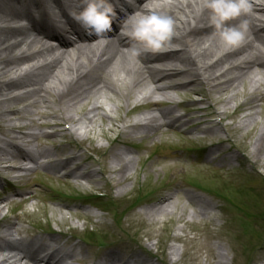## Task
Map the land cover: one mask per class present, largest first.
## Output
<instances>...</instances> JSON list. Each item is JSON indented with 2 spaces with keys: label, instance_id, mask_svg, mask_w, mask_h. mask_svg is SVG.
Returning <instances> with one entry per match:
<instances>
[{
  "label": "rangeland",
  "instance_id": "obj_1",
  "mask_svg": "<svg viewBox=\"0 0 264 264\" xmlns=\"http://www.w3.org/2000/svg\"><path fill=\"white\" fill-rule=\"evenodd\" d=\"M245 82H237V91L226 105L218 104V99L224 98L227 91L219 94L203 84L171 92L176 100H182V106L175 109L176 114L185 116L181 121L198 116L209 128L163 126L160 129L164 131L158 129L140 138L137 136L140 134H133L130 129L119 131L118 128L120 121L129 122L145 114L146 111L139 109L130 112L137 94L145 93L144 86L132 88L127 101L123 96L107 93L110 99L105 100V105L113 108L112 119L97 117L91 133L80 138L66 132L64 125L49 128L59 121L56 117L59 111L54 104L47 110L54 116L41 117L37 112L43 108L38 105L34 108L27 106L26 101L13 102L12 109L26 106L25 119L17 121L12 117L14 122H24L28 117L35 119L30 128L23 129L39 133L31 138L28 147L35 143L54 155L62 151L75 152L87 170L96 172L92 187L98 193L92 201H86L91 192L73 184L71 177L52 178L40 174L41 170H34L22 171L29 174L18 181L14 175L21 171L2 169L0 208L4 220L10 218L20 224L21 235L26 238L32 236L29 233L36 230L34 223L37 222L48 233H51L49 230L53 233L68 231L65 239L87 243L99 239L101 249L89 245L90 253L86 255L94 258L90 259L91 263L97 262L105 252L115 250L121 255L146 252L161 264H212L208 256L216 250L223 257L226 254L224 260H228V264H264V137L257 151L253 146L259 129L264 127V74L258 89L263 98L252 102L251 108L245 104L251 90ZM195 91L197 93H193ZM46 97L52 102L55 100L50 95ZM193 100L200 101L198 107L192 106ZM86 102L88 106L95 100ZM253 111L256 113L249 117ZM71 112L78 116L76 108ZM242 118L248 124L245 128L238 125ZM44 121L49 127L40 125ZM0 138L5 137L0 133ZM120 147L127 149L132 161L126 177L118 181V174L110 170L109 159L110 153ZM28 193L35 198L22 202ZM167 193L172 195L173 210L170 214L154 216L161 219L153 221L146 211ZM184 193L197 197L199 205L206 207L205 216L194 215V207L186 201ZM10 200L13 202L5 206ZM24 209L32 210L24 213L25 222L20 221ZM84 210L99 215L98 221L74 214ZM60 215L65 223L59 225ZM170 251L176 258L173 263L168 257Z\"/></svg>",
  "mask_w": 264,
  "mask_h": 264
},
{
  "label": "bare ground",
  "instance_id": "obj_2",
  "mask_svg": "<svg viewBox=\"0 0 264 264\" xmlns=\"http://www.w3.org/2000/svg\"><path fill=\"white\" fill-rule=\"evenodd\" d=\"M120 1L129 12L138 11L137 15L127 20L126 31L140 15L153 11L170 15L176 24V35L172 42L179 44L181 49L177 47L175 52L166 55L134 56L131 52L133 42L123 32L112 39V35L104 34L109 36L105 43L89 44L90 37H86V44L72 46L75 43L73 38L79 35L85 37V32L74 19H68L69 13L81 11L86 0H0V133L5 137L0 138V170H22V161L42 158L44 168L52 169L53 174H57L61 167L65 176L73 177L78 172L88 183L96 176L94 170H81L82 159L71 151L69 154L62 152V155H52L41 147L32 146L30 152L25 149L37 132L23 130L32 126V118L26 119L29 123L14 122L26 117V106L11 108L15 101H26L27 106L37 108L38 105L45 109L54 104L55 110L59 111L56 116L59 121L54 122L53 126L64 125L65 131L80 138L91 133L97 117L112 119L113 108L105 105V100L110 99L107 93L123 96L127 101L134 87L146 88L145 93L136 99L140 104H145L146 112L130 122L120 121L118 128L119 131L130 129L133 134H150L163 126L171 129L173 126H177L174 129L206 126L203 118L198 116L186 122L181 121L185 116L176 114L175 109L179 105L168 94L196 83L219 94L227 91L224 98L218 99L221 105H226L233 98L238 81H246L247 87L251 89L247 93L248 102L245 103H248V107L252 102L262 100L263 95L258 89L264 74V0H250L252 8L249 13L226 22L237 26L244 22L246 26L244 41L227 50L218 40L216 30L210 26L208 10H201L202 0H139L136 6L125 0ZM109 3L114 11L118 9V17L124 20L127 13L121 12L114 0H109ZM20 20L26 23L20 24ZM115 25L116 21L111 24L114 28ZM129 55L133 58H129ZM146 63L150 65L145 66ZM179 67L187 69L181 71ZM17 87L23 88L22 91L9 93L10 88L14 90ZM45 94L54 98V103ZM86 100H95V103L87 106ZM199 103L194 100L192 106L198 107ZM160 104L168 106L161 109L158 108ZM106 106L109 109L106 110ZM73 108L77 109L78 116L72 114ZM194 109L191 111L194 112ZM255 113L253 111L249 117ZM46 114L51 115L45 111L40 116L46 117ZM179 122L182 123L176 125ZM42 124L48 125V122ZM67 124L69 126L66 128ZM238 125L240 128L248 126L245 118ZM263 137L264 127H261L253 144L255 151ZM127 152L126 148L120 147L110 153L109 167L118 174V181L126 177L128 165L132 161ZM171 197V193L159 197L156 204L147 209L146 215L157 221L158 218L154 216L170 214L173 210ZM184 197L193 205L194 215H206V207L199 205L197 197L187 193H184ZM28 198L25 196L21 200ZM74 214L90 217V214L82 211ZM4 216L1 207L0 223ZM5 219L0 225V264L98 263H91L93 257L86 254L90 253L89 245L101 249L99 239L88 243L65 239L68 231L53 233V230H49L51 233H48L37 222L34 223L36 230L29 233L32 236L26 238L21 235L20 224L10 218ZM64 220L60 215L57 223L63 224ZM75 229L73 226L72 230ZM169 249L175 251L172 246ZM172 251L168 257L173 263L176 258L171 256ZM208 257L212 264H228L219 251L215 250ZM97 260L109 264H129V261L133 264H161L159 259L142 251L121 255L112 250L102 254V257L100 255Z\"/></svg>",
  "mask_w": 264,
  "mask_h": 264
},
{
  "label": "clouds",
  "instance_id": "obj_3",
  "mask_svg": "<svg viewBox=\"0 0 264 264\" xmlns=\"http://www.w3.org/2000/svg\"><path fill=\"white\" fill-rule=\"evenodd\" d=\"M250 0H202L201 10L209 12L210 26L216 30L224 49L236 47L245 39V24L238 26L226 23L242 14L249 13ZM114 9L109 0H86L81 11L73 19L86 35L101 36L111 31ZM133 42L134 56L162 55L170 51L176 35V24L167 14L153 11L140 15L124 33Z\"/></svg>",
  "mask_w": 264,
  "mask_h": 264
}]
</instances>
